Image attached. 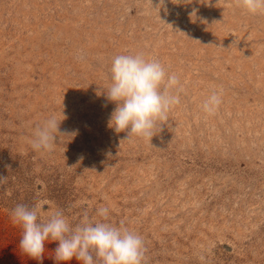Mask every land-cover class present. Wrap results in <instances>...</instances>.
Returning <instances> with one entry per match:
<instances>
[{
  "label": "rangeland",
  "instance_id": "374dc122",
  "mask_svg": "<svg viewBox=\"0 0 264 264\" xmlns=\"http://www.w3.org/2000/svg\"><path fill=\"white\" fill-rule=\"evenodd\" d=\"M119 54L180 81L151 141L109 126ZM53 115L54 148L35 150ZM0 177V264H61L57 242L40 261L22 252L18 204L73 225L106 207L142 237L143 264H264V14L237 0H0Z\"/></svg>",
  "mask_w": 264,
  "mask_h": 264
},
{
  "label": "clouds",
  "instance_id": "9594fccd",
  "mask_svg": "<svg viewBox=\"0 0 264 264\" xmlns=\"http://www.w3.org/2000/svg\"><path fill=\"white\" fill-rule=\"evenodd\" d=\"M237 5L250 14H264V0H237ZM110 73L111 84L106 96L115 108L109 126L116 132L127 131L128 136L151 141L157 122L162 125L170 109L180 103V96L174 91L180 86L177 75L167 72L159 60L145 58L142 54L116 55ZM221 102V93L213 91L204 101L203 110L213 114ZM61 121L53 115L36 127L32 147L51 151ZM5 179L0 177V183ZM97 214L102 219L93 221L84 216L80 223L73 225L63 210L57 209L44 219L40 206L18 204L11 217L22 229L20 249L37 261L43 259L49 242H57L54 259L61 264H69L73 259L79 264H143L142 237L126 227L107 222L108 208H99Z\"/></svg>",
  "mask_w": 264,
  "mask_h": 264
}]
</instances>
